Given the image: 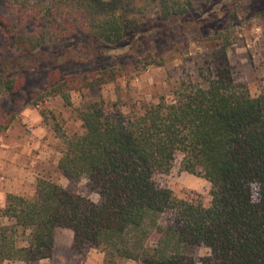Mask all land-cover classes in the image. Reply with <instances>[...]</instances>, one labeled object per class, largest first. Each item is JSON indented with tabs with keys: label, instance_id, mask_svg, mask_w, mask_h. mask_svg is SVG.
<instances>
[{
	"label": "trees",
	"instance_id": "1",
	"mask_svg": "<svg viewBox=\"0 0 264 264\" xmlns=\"http://www.w3.org/2000/svg\"><path fill=\"white\" fill-rule=\"evenodd\" d=\"M154 1L162 22L187 24L178 0ZM20 6L35 12L26 20L29 33L13 36L25 56L56 42L115 56L151 41L153 30L141 31L133 17V0ZM227 48L212 51L198 80L182 78L171 98L141 112H109L103 99L76 109L81 131L55 130L63 145L58 169L70 181L88 179L100 201L49 179L38 180L32 198L8 194L0 209V264L51 258L59 228L73 231L76 250L103 254L104 264H264V91L253 96L236 83ZM103 82L64 81L54 92L70 104L71 88ZM179 159L181 172L210 182V202L200 194L180 198L157 182ZM202 248L210 253L198 260Z\"/></svg>",
	"mask_w": 264,
	"mask_h": 264
},
{
	"label": "rangeland",
	"instance_id": "2",
	"mask_svg": "<svg viewBox=\"0 0 264 264\" xmlns=\"http://www.w3.org/2000/svg\"><path fill=\"white\" fill-rule=\"evenodd\" d=\"M27 1L30 5L38 2L40 9L41 3L51 0H0V61L5 59L0 65V161L6 155L19 154L25 162L31 153L42 151L47 162L40 168L43 175L39 179L52 180L94 202H99L100 196L88 179L70 181L57 166L63 145L55 130L67 135L81 131L76 109L86 101L103 99L109 112H141L143 105H155L161 97L171 98V91L182 78L198 80L209 55L223 44L228 47L236 83L253 96L264 91V0H178L179 7L187 9L184 26L177 19L162 22L154 0H133V17L139 20L141 31H154L151 41L141 48L99 57L77 52L69 42L47 43L28 56L18 52L13 36L29 33L32 25L26 20L35 14L21 8ZM85 77L104 82L90 88H71L70 104L55 94L54 88L62 82ZM37 182L25 197L35 196ZM157 182L180 198L200 194L207 203L211 200L210 182L181 172L180 159L171 173L158 176ZM68 231L57 229L51 258L31 264H104V255L97 250H76L74 239L68 237L72 230ZM209 253L202 248L196 257L199 260Z\"/></svg>",
	"mask_w": 264,
	"mask_h": 264
},
{
	"label": "crops",
	"instance_id": "3",
	"mask_svg": "<svg viewBox=\"0 0 264 264\" xmlns=\"http://www.w3.org/2000/svg\"><path fill=\"white\" fill-rule=\"evenodd\" d=\"M22 159L23 156L19 154L15 156L9 154L0 161V209L5 207L8 194L25 196L26 192H30L29 187L34 188L37 180L43 175L40 168L46 166L47 160L43 156L42 151H40V154L31 153L25 157V162H22ZM68 234L69 239L73 240V231ZM57 237L58 233L56 231L55 244L57 243Z\"/></svg>",
	"mask_w": 264,
	"mask_h": 264
}]
</instances>
